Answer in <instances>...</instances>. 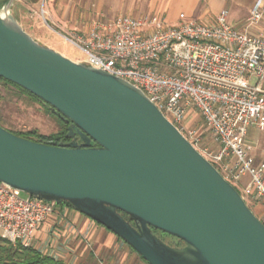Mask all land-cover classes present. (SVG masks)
<instances>
[{"label":"water","instance_id":"95a60500","mask_svg":"<svg viewBox=\"0 0 264 264\" xmlns=\"http://www.w3.org/2000/svg\"><path fill=\"white\" fill-rule=\"evenodd\" d=\"M13 2L0 6V79L70 121L71 141L0 127V183L68 203L146 264H264V224L239 191L140 90L36 42L11 17Z\"/></svg>","mask_w":264,"mask_h":264},{"label":"built area","instance_id":"2783aa9c","mask_svg":"<svg viewBox=\"0 0 264 264\" xmlns=\"http://www.w3.org/2000/svg\"><path fill=\"white\" fill-rule=\"evenodd\" d=\"M45 2L36 14L84 55L78 62L140 90L194 148L188 120L198 114L218 147L208 157L200 154L226 181L240 185L242 195L235 188L242 198L264 205V161L255 164L256 144L247 138L249 128L264 137V28L249 34L229 24L222 10L212 25L184 14L175 24L118 16L95 21L86 31L62 30L45 19ZM263 19L264 0H254L246 28ZM22 194L0 183V237L30 248L42 225L53 217L62 220L67 206Z\"/></svg>","mask_w":264,"mask_h":264},{"label":"crops","instance_id":"0c3cea01","mask_svg":"<svg viewBox=\"0 0 264 264\" xmlns=\"http://www.w3.org/2000/svg\"><path fill=\"white\" fill-rule=\"evenodd\" d=\"M64 4L71 14L78 15L89 13L97 16H154L164 17L168 24H175L178 16L184 14L204 25H212L220 11L228 13V23L240 30L252 35L260 34L264 28L263 21L254 28H246L245 20L254 0H67ZM108 1V2H107ZM92 5L89 8L88 5ZM50 24L62 30H79L58 25L48 10ZM101 19L92 21V23ZM112 20V19H108ZM48 21V20H47ZM254 131V133H252ZM251 132V133H250ZM247 138L256 144L254 151L255 164L264 161V137L254 128H249ZM246 182V181H245ZM65 215L62 220L52 218L42 225L37 231L32 247L46 255L64 259L69 264L74 261L83 262L86 256L95 258V248L113 252L115 247L119 250L126 244L110 231L98 225L91 219L84 217L70 207H65ZM54 231L59 232L54 237ZM87 233L82 239L83 233ZM53 234V235H52ZM53 239V240H52ZM92 246V247H91ZM115 252V251H114Z\"/></svg>","mask_w":264,"mask_h":264},{"label":"rangeland","instance_id":"374dc122","mask_svg":"<svg viewBox=\"0 0 264 264\" xmlns=\"http://www.w3.org/2000/svg\"><path fill=\"white\" fill-rule=\"evenodd\" d=\"M40 1L41 0H14L10 8L11 17L40 45L50 48L74 62L83 60L84 55L78 49L64 42L58 35L51 32L43 24V21L36 14V12L39 10ZM67 2V0H46L44 4V9L49 11L52 17L57 21L56 23L58 25H64L67 28H76L86 31L90 23L96 19L108 20L118 17L117 15L102 17L92 14V12L91 14L84 13L73 15L71 14L70 10L64 6V4H68ZM4 3L5 2L2 3L0 1V6H2ZM88 7L92 8V5L90 4ZM135 17L152 18L154 16L146 15ZM156 18L164 20V17ZM45 19L50 22L49 15L47 13ZM0 116L6 122L3 125V128L15 133L36 130L40 135L48 136L50 134L56 133L60 128L58 122L51 116L50 113H48L45 106L39 104L38 102H32L24 98H11L1 86ZM188 130L193 132L192 141L195 142V148L199 153H203L208 157V154H213L218 150L217 145L213 142L211 133L205 127L198 114H191L188 120ZM252 133H254V131H252ZM187 135L188 133L186 136ZM243 180L245 182L247 181V178H244ZM235 187L241 192L242 195L240 185H235ZM22 196L25 197V194H22ZM243 198L249 209L257 218L261 219L264 217V205L262 202L247 199L244 196ZM58 235L59 232L54 231L53 236L58 237ZM158 237L169 246H178L177 239L173 237L162 234H158ZM114 251H97L95 248L94 254L96 256L94 259L86 256L83 262L74 261V264H145L134 251L132 252L128 248L127 245H124L123 248L119 250L115 247ZM41 253L46 254V250H43Z\"/></svg>","mask_w":264,"mask_h":264},{"label":"trees","instance_id":"16d2710c","mask_svg":"<svg viewBox=\"0 0 264 264\" xmlns=\"http://www.w3.org/2000/svg\"><path fill=\"white\" fill-rule=\"evenodd\" d=\"M6 1L7 0H3V2ZM0 86L5 89L7 95L10 96L11 98H16V99L24 98L32 102H38L39 104L45 106L47 108L48 113L51 114V116L58 122L60 126L59 130L56 133L50 134L48 136L40 135L36 130H31L27 132H16V133L11 132L10 130L7 131L23 139H27L29 141H33L40 144L57 145V144H67L70 142V139L66 138L68 127L70 126V121H66L59 113L52 110L50 106L44 104L34 95L30 94L21 87L4 79H0ZM5 123H6L5 120L2 119V117L0 116V127L3 128V125ZM59 205L67 206L71 208V206L65 202L60 203ZM129 249L132 251L131 248ZM139 258L145 263V261L141 257ZM0 264H69V263L65 262L62 259L43 254L33 247L23 248L20 245H12L0 237Z\"/></svg>","mask_w":264,"mask_h":264},{"label":"flooded vegetation","instance_id":"af4514ba","mask_svg":"<svg viewBox=\"0 0 264 264\" xmlns=\"http://www.w3.org/2000/svg\"><path fill=\"white\" fill-rule=\"evenodd\" d=\"M71 141V140H70ZM92 146H95L94 144H91ZM154 233H155V235L158 237V234H162L163 235V233H161V232H159V231H153ZM159 238V237H158ZM182 246V243L180 242V241H178V246L177 247H181Z\"/></svg>","mask_w":264,"mask_h":264}]
</instances>
